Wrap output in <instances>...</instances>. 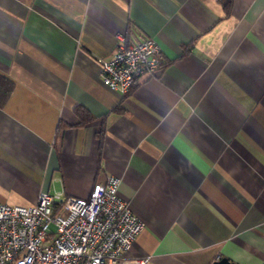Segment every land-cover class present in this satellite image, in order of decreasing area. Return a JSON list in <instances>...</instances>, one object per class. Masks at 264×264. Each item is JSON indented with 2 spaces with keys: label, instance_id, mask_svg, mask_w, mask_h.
<instances>
[{
  "label": "crops",
  "instance_id": "crops-1",
  "mask_svg": "<svg viewBox=\"0 0 264 264\" xmlns=\"http://www.w3.org/2000/svg\"><path fill=\"white\" fill-rule=\"evenodd\" d=\"M121 34L162 56L126 94L98 63ZM0 75L1 203L114 176L128 258L264 264V0H0Z\"/></svg>",
  "mask_w": 264,
  "mask_h": 264
},
{
  "label": "built area",
  "instance_id": "built-area-1",
  "mask_svg": "<svg viewBox=\"0 0 264 264\" xmlns=\"http://www.w3.org/2000/svg\"><path fill=\"white\" fill-rule=\"evenodd\" d=\"M111 56L99 58L101 81L126 94L142 77L162 67L158 43L144 35H118ZM109 176L85 198L39 191L35 202H0V264H145L128 258L145 223Z\"/></svg>",
  "mask_w": 264,
  "mask_h": 264
},
{
  "label": "trees",
  "instance_id": "trees-1",
  "mask_svg": "<svg viewBox=\"0 0 264 264\" xmlns=\"http://www.w3.org/2000/svg\"><path fill=\"white\" fill-rule=\"evenodd\" d=\"M13 88V83L0 75V105L4 103L7 97L10 95ZM87 115L84 121L90 119V115Z\"/></svg>",
  "mask_w": 264,
  "mask_h": 264
},
{
  "label": "water",
  "instance_id": "water-1",
  "mask_svg": "<svg viewBox=\"0 0 264 264\" xmlns=\"http://www.w3.org/2000/svg\"><path fill=\"white\" fill-rule=\"evenodd\" d=\"M213 264H236V263L233 261H230L226 257H221L220 259H217L216 261H214Z\"/></svg>",
  "mask_w": 264,
  "mask_h": 264
}]
</instances>
